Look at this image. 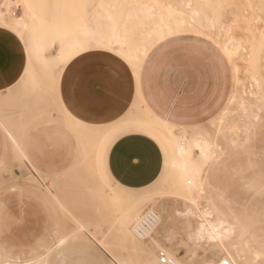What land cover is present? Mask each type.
Here are the masks:
<instances>
[{
  "label": "rangeland",
  "instance_id": "rangeland-1",
  "mask_svg": "<svg viewBox=\"0 0 264 264\" xmlns=\"http://www.w3.org/2000/svg\"><path fill=\"white\" fill-rule=\"evenodd\" d=\"M188 1L187 4V0H5L0 5V23L15 22L31 45L44 42L45 50L41 55L53 56L57 72L73 56L76 59L88 53L111 51L91 47L72 56L75 40L85 42L88 33L95 36L110 21L116 22L118 33L125 26L138 57L134 64L121 60L134 72L140 67L145 71L154 68L158 73L161 105L159 117L144 111L141 113L144 120L135 121L132 126L124 122L120 127L113 122L115 125L111 126L72 122L75 127L73 173L69 165V170H61L58 175H40L30 161L37 175L25 169L19 176H0V237L11 241L13 236L30 235L29 246H35L40 237L45 241L28 255L0 248V262L19 260L24 264H36V256L43 255L47 264L56 248L64 244V248L75 250V260L81 263L93 262L96 258L93 250H96L102 251L115 264H141L139 249L134 250L126 244L121 230L123 214L141 205L142 211L152 208L162 217L142 245L152 262L160 264L159 251L178 264L217 262L224 248L235 245L245 249L239 255L234 253L239 263L264 264V254L255 259L246 248V243L250 242L253 248L264 249V0H217L221 6L213 10L223 13L225 18L223 25L215 27L219 36L224 32L228 35L227 30L236 26L251 28L249 32H235L244 38L240 44L234 41L229 45L236 50L234 57L225 55L215 41L202 36L205 16L199 14V20L198 14L193 13L195 10L207 12L209 17L215 11L204 6L200 11L201 0ZM143 4L152 7L150 16L145 14L146 10L138 9ZM171 11V17L182 19L188 27L184 23L172 26L186 28L187 32L172 31L161 39L143 41V32L154 26L152 22ZM236 15L243 20L242 25L235 22ZM138 16L148 17L144 23L136 24ZM22 18H26V26ZM194 25L198 26L197 33ZM84 29L89 32L85 34ZM142 45H145L144 52H141ZM253 49H257L261 57L257 70L252 71L260 82L258 88L250 73ZM210 57L216 62L213 74L219 77L211 73L215 63ZM233 60L239 69L237 82L230 62ZM191 91L198 98L204 95V102L210 104L205 107L208 112L194 107L196 101L191 98ZM168 104L175 107H167ZM215 104L218 106L213 107ZM168 111L184 116L188 122L182 117H176L181 122L170 120L164 116ZM128 130L149 135L163 153L158 177L145 186L142 193L121 190L113 184L98 157V148L104 141ZM169 130L177 143L191 146V157L200 163L205 177L203 184L193 187L194 181L185 185L178 182V169L171 163L173 152L166 134ZM195 139L201 142L203 154L193 146ZM67 162L64 161L65 166ZM24 194L30 195L33 206H21L23 202L18 197ZM209 210L224 214L233 226L232 233L213 238L205 233L198 235L199 223L206 221L204 211ZM166 222L178 237L173 241V249L165 248L156 238L159 227ZM239 222L243 226L241 231ZM196 241L202 247L200 255L191 249L192 242ZM14 244L11 243L13 251L29 248H17Z\"/></svg>",
  "mask_w": 264,
  "mask_h": 264
},
{
  "label": "crops",
  "instance_id": "crops-1",
  "mask_svg": "<svg viewBox=\"0 0 264 264\" xmlns=\"http://www.w3.org/2000/svg\"><path fill=\"white\" fill-rule=\"evenodd\" d=\"M3 2L5 0H0V5ZM34 50L19 25L0 23V176H19L25 169L37 175L30 161L40 175H58L61 170H69V165L73 173L75 127L71 123L75 119L84 125L103 126L115 122L120 127L121 122L132 126L135 121H143L141 113L144 111L160 116L158 73L154 68L145 71L140 67L134 72L122 63L126 61L97 57L95 52L76 59L73 56L57 72L53 56L46 63L43 59L46 55L35 56ZM202 57L207 59V56ZM209 60L215 63L211 72L215 75L216 62L212 57ZM191 92V98L196 101L194 107L208 112L205 107L210 104L204 102V95L198 98ZM216 106L218 104L213 107ZM167 107L175 106L168 104ZM164 116L179 122L176 117H182L188 122L173 111ZM103 144L98 148V157L107 177L121 190L142 193L144 187L158 177L163 153L149 135L128 130ZM18 198L23 202L21 206H33L30 195ZM28 238L31 236H13L10 241V238L0 237V248L28 255L45 244L40 237L35 246H29ZM156 238L167 249H173V241L178 239L167 222L159 227ZM11 243L17 248H29L13 251ZM191 245L194 253L200 255V242ZM93 252L96 257L93 262L81 263L75 260V250L64 248L62 244L47 264H115L102 251V254Z\"/></svg>",
  "mask_w": 264,
  "mask_h": 264
},
{
  "label": "bare ground",
  "instance_id": "bare-ground-1",
  "mask_svg": "<svg viewBox=\"0 0 264 264\" xmlns=\"http://www.w3.org/2000/svg\"><path fill=\"white\" fill-rule=\"evenodd\" d=\"M201 1H203V3H199L198 2L199 4H201L200 7H199L200 11H201L200 8H202V6H204L205 8L207 7L208 9L210 7L212 10L214 9V7L216 9V8H219L221 6L219 1H217V0L214 1V3H212L213 0H201ZM207 1H210V2H207ZM120 3L122 4V2H120ZM188 3H189V1L187 0V4ZM143 5H146V6H143ZM143 5H142V7L138 8V9L146 10L145 14L150 16L152 14V11L150 10L152 7L148 6L147 4H143ZM205 8H204V10H205ZM213 11H215V10H213ZM193 13L196 14V15L198 14V17H199V14H200V16H201V14L203 16H205L204 23L202 24V26L205 24L204 27H203L202 36L215 41L216 44H218L219 47H221V50L224 51L223 53H225V55L231 54L232 57H234L233 55L236 54V50L231 49L229 47V45L230 44L232 45L234 43V41L237 42L238 44H240V41L242 40V38H244L243 35H241V34L238 35V33H239L238 31H248L249 32L250 29H251V28H244V27H241V26H239V27L236 26V28H230V30L228 28H227L228 30L226 29L227 32H228V35H227V33L224 32L222 36H219L218 33L215 30V27H216V25L221 26V25L224 24L223 22L225 21V18L223 19V13L218 12V11L217 12L215 11L213 13L211 12L212 16H209V17H207V12H201L200 13L199 11L195 10ZM238 15H236V17ZM148 16H145V17L144 16L143 17H139L138 16L136 18V24L144 23V19L147 18ZM168 16H170V17L172 16V11H171V13L168 12V14H161L157 20L153 21L152 23L154 24V26L150 30L143 32V38H142L143 41H147L150 38L151 39H157V40L161 39V38L165 37L166 34H168L169 32H172V31H174L175 33L177 31H179V30L187 32L185 30L186 28L185 29L184 28L181 29L180 27L172 26L173 24L184 23L182 19H179V18H176V17H171V19H169V18H167ZM239 16H241V15H239ZM236 17H235V22H237L238 24L242 25L243 24V20L241 19V17L240 18H238V17L236 18ZM25 19L26 18H22V20H23L22 22L26 26L27 23H26ZM129 19L131 20L132 17H130ZM200 19L201 18L199 17V20ZM202 20H201V22L200 21L199 22L202 23ZM185 24L186 23H184V26L188 27ZM194 26H193V28L197 27V28H195L196 31L194 30L197 33L198 32L197 31L198 30V26H195V27ZM219 28H218V30H219ZM84 31H85V34H86V32L87 33L89 32V29H84ZM189 31H191V30L189 29ZM236 31L238 33H235ZM126 32H127V28L125 26H122L121 32L118 33V28H117L116 22L110 21V23H107V27H103L102 29H100L99 33L95 34V36H92V35H90L88 33L89 37H88V39L85 42H82L81 40H78V41L75 40V51L72 50L73 51L72 56L73 55H77L78 53H80L81 51L85 50L86 48L104 47V48H106L108 50H111V51H98V52H96V53H98L97 57H116V58H118L120 60L124 59V60L128 61L129 63L134 64V63H136L135 58L138 57V56H137V52L136 51L134 52L135 45H133L132 43L129 42L130 41V37L127 35ZM30 36L32 38L35 37L32 34ZM121 36H125L126 38L123 39V38H121ZM230 42H232V43H230ZM34 46H35L34 53L38 54L39 56H41V54L43 53V50H45L44 49L45 43L44 42H41L39 44L34 43L32 45V47H34ZM144 47H145V45H142L141 52H144V50H145ZM251 56H252V59H251V63H250V68H251V72L250 73H251V77H253L256 80V87L258 88L260 86V82L255 77L254 72L258 68L257 62L259 61V59H261V57L259 56L257 49H253L252 50ZM231 58H228V59H231ZM43 59L45 61L51 60V58L48 55L44 56ZM65 61H64V63H65ZM230 62L233 63L234 79L237 82L238 81L237 72H239V69L237 68V65L234 63V60H233V62L232 61H230ZM120 63H121V61H120ZM252 71H254V72L252 73ZM241 102H242V100H241ZM75 122L82 124V122L77 121L76 119H75ZM113 123H115V122H113ZM113 123H110V124H113ZM83 124H85V123H83ZM110 124H103V126L104 125L111 126ZM99 125H101V124H99ZM96 126H98V125H96ZM166 134H167V139H168V141L170 143L171 150L173 152V161L171 163L176 169H178V171H177V180H178V182L180 184L185 185V184H190V183H192V181H194V186L193 187H195L196 185L203 184L204 181H205V177H204L203 172L201 170L200 163L198 161L194 160L191 157V153H192L191 146L190 145L184 146L182 144L183 142L182 143H177L176 140L173 138V134L170 132V130L167 131ZM192 144L196 148L200 149L199 152L201 154H203V149H202L201 142H199L197 139H195V140L192 141ZM187 176H189V177H187ZM193 187H191V188H193ZM142 210L143 209H142L141 205H135V206L132 207L131 211L125 212L123 214V217H121L124 220V221H122V225H121V230L124 233L123 234L124 238H125L124 240L126 241V244L130 248H132L134 250H138L139 249V262L141 264H159L156 261L152 262L148 258V256L146 255L145 250L142 248L143 241L147 240L151 236L152 232L157 227H155L146 237L141 238V239L136 237L133 234V232H132V225L134 223L133 221L137 217H139L142 214V212H144ZM204 215L206 216V221H201L199 223V225L197 227V234L198 235H201V234L205 233V234L208 235V237L213 238V237H216V236H224V235L232 233L233 226L229 222L227 217H225L224 214H220L217 210L216 211H210L209 210V211H204ZM160 221H162L161 215H160ZM238 227H239V231H241L243 226L241 227V223L240 222L238 223ZM246 248H247V251L251 255H253V257L255 259L259 258L262 254H264V249L263 250H257V249H255V248H253L251 246L250 242L246 243ZM244 251H245V249L238 248V247H236L234 245V246H231V247H228V248H224L223 254L219 258H221V259L222 258H228L234 264H248V262L239 263L236 260V258L234 257V253L239 255V254L243 253ZM35 262H36V264H45L44 256L43 255H37L36 258H35ZM215 263L216 262H214V261H208L206 264H215ZM0 264H24V263H22L19 260H16V261H1ZM123 264H127V263L124 262Z\"/></svg>",
  "mask_w": 264,
  "mask_h": 264
},
{
  "label": "built area",
  "instance_id": "built-area-1",
  "mask_svg": "<svg viewBox=\"0 0 264 264\" xmlns=\"http://www.w3.org/2000/svg\"><path fill=\"white\" fill-rule=\"evenodd\" d=\"M160 223V214L152 208L146 209L136 218L132 225V232L138 238L146 237ZM158 260L161 264H178L175 259L168 257L165 252H158ZM215 264H234L228 258H222Z\"/></svg>",
  "mask_w": 264,
  "mask_h": 264
}]
</instances>
